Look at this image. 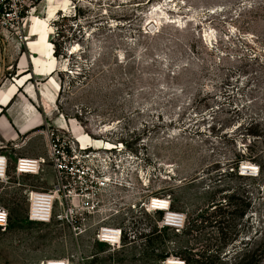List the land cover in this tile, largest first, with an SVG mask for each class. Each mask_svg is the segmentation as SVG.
I'll use <instances>...</instances> for the list:
<instances>
[{"label": "rangeland", "instance_id": "rangeland-1", "mask_svg": "<svg viewBox=\"0 0 264 264\" xmlns=\"http://www.w3.org/2000/svg\"><path fill=\"white\" fill-rule=\"evenodd\" d=\"M26 2L24 38L12 42L36 41L32 25L49 32L57 70L35 65L29 84L40 97L20 87L14 103L32 101L39 121L0 140L9 159L0 205L10 213L0 264H264V0ZM60 128L103 158L123 149L100 180L104 204H123V214L88 215L80 235L28 220L30 191L54 183L50 164L16 174L19 157L47 156L48 135ZM153 198L185 215L183 231L159 228L163 213L145 208ZM99 222L135 238L101 243Z\"/></svg>", "mask_w": 264, "mask_h": 264}, {"label": "built area", "instance_id": "built-area-1", "mask_svg": "<svg viewBox=\"0 0 264 264\" xmlns=\"http://www.w3.org/2000/svg\"><path fill=\"white\" fill-rule=\"evenodd\" d=\"M30 13V6L26 0H0V39L4 42L23 39L24 20ZM56 131L53 129L48 135L47 156L19 157L16 163V174H36L44 165L50 164L54 171V183L50 189L30 191L28 220L41 224L60 221L62 224H67L76 235H80L84 232L81 226L88 215L105 216L108 212H113L114 216L123 214V204L117 203L109 208L104 204L100 181L102 174L105 178L106 173H109L111 163L115 161L117 164L118 162V156L112 155V151L122 152L123 149L115 146L114 149L104 150L106 156L103 158L101 148L96 149L94 146L81 144L68 129L60 128L58 132ZM98 163L99 166L96 165ZM8 167V156L0 152V182L7 180ZM117 167L120 168V166ZM131 207L135 209L134 205ZM145 208L148 212L163 213L158 222L160 229H171L177 232L185 229V215L171 210V204L167 210H150L147 205ZM0 217L3 218L0 229L6 230L10 221V213L2 205H0ZM106 219L109 218L105 216L103 222ZM126 238H135L126 226L104 223L101 225L99 222L96 232V239L99 242L112 247H120ZM61 262L59 264H70V260H61ZM169 262L167 259L164 264H170ZM175 264H186V262L178 259Z\"/></svg>", "mask_w": 264, "mask_h": 264}, {"label": "crops", "instance_id": "crops-1", "mask_svg": "<svg viewBox=\"0 0 264 264\" xmlns=\"http://www.w3.org/2000/svg\"><path fill=\"white\" fill-rule=\"evenodd\" d=\"M36 34L39 37L44 35L46 37L40 40L38 37L36 41L29 42V45L26 44L24 48L19 47L12 40L4 42L0 39V140H16L19 137L18 131L30 130L39 121L32 101L36 96L40 97V93L36 88L34 89L33 82L29 84L36 73L35 65L41 66L40 70H46L50 75L57 70L56 59H52V56L55 58V50L53 43L49 41V32H37L31 27V35ZM40 41L51 44L52 48L46 45L43 46L44 50L37 49ZM35 54H38V57ZM39 60L41 62H35ZM8 76H12V79ZM20 87L24 89L29 100H32L29 101L30 104L29 102L20 105L14 103ZM5 111L13 115L12 119L4 114ZM16 114H18L17 121L13 118Z\"/></svg>", "mask_w": 264, "mask_h": 264}, {"label": "bare ground", "instance_id": "bare-ground-1", "mask_svg": "<svg viewBox=\"0 0 264 264\" xmlns=\"http://www.w3.org/2000/svg\"><path fill=\"white\" fill-rule=\"evenodd\" d=\"M58 8L59 7L56 4L55 5H51L50 13H49L50 17L58 10ZM32 20L36 21L37 18L33 17ZM32 27L35 28L36 26L35 25H32ZM44 36L46 37V35H44ZM47 46L50 49L52 48V45L51 44H48ZM52 59H55V58L52 56ZM243 169L245 170V173L247 175H254V173L256 172V170H258V167H256V166H254V165H252V164L249 163V164L244 165ZM169 205H170V202L168 200H164V199H160V198H153L149 202L148 208L150 210H152V209H155V210H158V209L167 210V208L169 207ZM169 261H170L169 262L170 264H175V263L178 262V260L176 258H170ZM47 263L48 264H59V263H62V262H61V260H49Z\"/></svg>", "mask_w": 264, "mask_h": 264}, {"label": "snow or ice", "instance_id": "snow-or-ice-1", "mask_svg": "<svg viewBox=\"0 0 264 264\" xmlns=\"http://www.w3.org/2000/svg\"><path fill=\"white\" fill-rule=\"evenodd\" d=\"M3 222V218L2 217H0V223H2Z\"/></svg>", "mask_w": 264, "mask_h": 264}, {"label": "trees", "instance_id": "trees-1", "mask_svg": "<svg viewBox=\"0 0 264 264\" xmlns=\"http://www.w3.org/2000/svg\"><path fill=\"white\" fill-rule=\"evenodd\" d=\"M211 264H213V263H211Z\"/></svg>", "mask_w": 264, "mask_h": 264}]
</instances>
